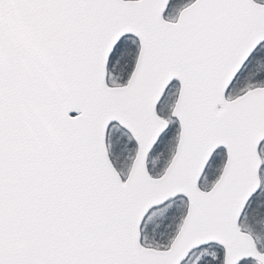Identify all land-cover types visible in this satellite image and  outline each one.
<instances>
[{"label": "snow or ice", "instance_id": "snow-or-ice-1", "mask_svg": "<svg viewBox=\"0 0 264 264\" xmlns=\"http://www.w3.org/2000/svg\"><path fill=\"white\" fill-rule=\"evenodd\" d=\"M0 264H264V0H0Z\"/></svg>", "mask_w": 264, "mask_h": 264}]
</instances>
